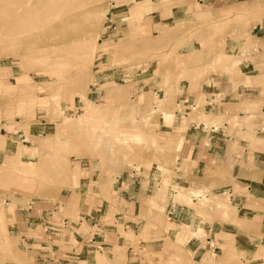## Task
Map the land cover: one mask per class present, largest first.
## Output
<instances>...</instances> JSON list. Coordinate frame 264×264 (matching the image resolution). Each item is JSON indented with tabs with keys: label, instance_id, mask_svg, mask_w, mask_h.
I'll use <instances>...</instances> for the list:
<instances>
[{
	"label": "rangeland",
	"instance_id": "374dc122",
	"mask_svg": "<svg viewBox=\"0 0 264 264\" xmlns=\"http://www.w3.org/2000/svg\"><path fill=\"white\" fill-rule=\"evenodd\" d=\"M263 11L264 0L222 14L205 0H0V264H264V237L232 238L264 200L245 205L247 183L220 172L264 151V110L246 95L210 109L224 90L203 88L264 92L242 64L264 56L251 38ZM219 137L224 163L184 158ZM124 196L138 220L131 207L123 218Z\"/></svg>",
	"mask_w": 264,
	"mask_h": 264
},
{
	"label": "crops",
	"instance_id": "0c3cea01",
	"mask_svg": "<svg viewBox=\"0 0 264 264\" xmlns=\"http://www.w3.org/2000/svg\"><path fill=\"white\" fill-rule=\"evenodd\" d=\"M198 1H202V0H198ZM205 1H208L209 4L213 3V10H214V12H212L213 14L214 13L222 14V13H229V12H237L240 9L245 8V6H248L251 2V0H205ZM258 19L259 20L256 21V23L252 24L251 31L253 34L251 35V38H252V41L255 45H257L259 48H262L261 46H264V11L261 13V15L259 16ZM261 53L263 54V49H260L259 53L253 56L254 60L245 58L242 61L243 66L246 68V70L244 72L245 76H248V75H250V76H262V75H264V56ZM260 54L262 56L259 57ZM250 70L253 72H256V73L255 74H248V71L250 72ZM262 77H264V76H262ZM213 78L214 77L211 78V81ZM221 81H223V78L221 79ZM230 87H231L230 84H227V87H226V84H224V85L221 84L218 86H215L214 84H204L203 88L205 91L206 90L210 91V88H215L216 90L222 89V91L224 90V92L220 93V95H222L220 100H215L216 98H212V96L209 98V96H208L207 97L208 101H206L205 106L206 105L210 106L209 108L211 109V105L216 104L217 108H219V110H222L223 104H225V103L232 104L231 102H233V100L240 99L246 95L244 98L245 103L256 104L259 106L260 110H264V92L262 91V88L259 84H251L250 85V84H247V82H246V83H243V84H240L239 86H237V90H235V91L233 90V88L228 90ZM212 94L215 96V93H212ZM217 94H219V93H217ZM191 99H192V97H191ZM227 101H229V102H227ZM247 101H250V102H247ZM234 103L238 104L237 101H234ZM257 123H258V125H260L261 122L258 121ZM212 126H214V125H212ZM147 138H151L152 140L155 141L156 144H158L155 136L145 135V139L148 141ZM221 140L225 141V139H221V137H219L218 140H215V142L212 140H209V139L207 142V140H206L207 143H204V145H202V150L197 145L193 146L192 148H186L184 150V153H183V154L186 153V156H184V158H187V157L190 158V156H191L192 159H194V160L201 159L206 164H209L208 161H210V160H211L210 162L212 164L213 163L222 164V163H224L225 159L229 158V155H227V152H224L221 149L220 144H217V143H220ZM199 143H201V142L199 141ZM262 145L264 146V144H262ZM247 153L248 152H245V154L243 156H241L242 158H245V161L248 158V155H246ZM259 155L264 156V151H259V152L253 153V159H252L253 165L252 166H247L246 164H245V167L238 166V168H234L233 166H227V167L221 168V170H220V172L223 171V173L226 174L225 179L227 178V176L229 174L232 175L235 171L237 173V176L240 175V177H241L240 181L246 182L248 185V186H246L247 190L249 192H252V195L250 196V198L245 201L246 202L245 205L249 204V205H252L256 208L257 207H263L262 200H264V195L262 194V191L264 192V167H263V164H261V162L259 163V161L255 160V157L259 156ZM230 156H231V158H235L237 160L239 158H241L238 153L236 155L233 153ZM237 160H235V161H237ZM147 162H148V160L146 161V163ZM190 166H191L190 170H192V163ZM159 170L161 172H164V170H162V169H159ZM191 173H192V171L190 172V174ZM250 173H252L253 177L252 178H245L247 176V174H250ZM191 176H192V174H191ZM195 178H197V177H195ZM243 180H247V181H243ZM201 183H202V185L203 184L208 185L210 182H207L206 180H204V177H203V180H201V179L191 180L190 182H188V185H191L190 187L193 188V187H195L196 184L201 185ZM222 186H223V184H222ZM212 189H215V188H212ZM127 193L128 192H125V194H127ZM119 203L125 209V210L123 209L124 210L123 218H125V215H127L129 207H131L130 210H132V203L134 204L135 208L137 207V200L136 199H127L126 196H124V198L121 199ZM83 205L85 207V205H88V204L84 203ZM93 206L94 205L90 206L91 209L88 212H86L87 215L92 216L91 214H94V213H92V211H94ZM108 206H109V204H108ZM243 209L244 208H242L241 210L243 211ZM132 211H133V213H132L133 217H135V219L138 220V216L135 214V209L133 208ZM132 211H130V212H132ZM81 212H83V211H81ZM94 212L99 213V211H94ZM83 213H85V212H83ZM262 213L263 214L261 215V213L259 214L258 211H255L253 209V212L250 216L251 219H249L250 224H248V227H247L249 232L239 233L238 231H236V232L233 231L232 232L233 233L232 238L235 237V240L238 238H240V239L245 238L247 240V238L250 237L253 239H258L261 242V239L264 237V211ZM26 215H29V214H26ZM20 216H22V215H20ZM238 217L242 218L243 216L241 217V215L239 214ZM135 219L128 218L127 220L132 222ZM219 230L223 231V225H220ZM209 242L210 241H206L207 244ZM223 242H224V240H223ZM234 244L238 247L239 243L237 241H234ZM260 245L263 246L262 242ZM200 249L204 250V248H200V247L193 249V251H194L193 258L194 259L198 256ZM204 253H205V251H203L202 254L204 255ZM136 261L137 260H134L133 263H137ZM103 264H106V263H103ZM197 264H199V263H197Z\"/></svg>",
	"mask_w": 264,
	"mask_h": 264
},
{
	"label": "bare ground",
	"instance_id": "6f19581e",
	"mask_svg": "<svg viewBox=\"0 0 264 264\" xmlns=\"http://www.w3.org/2000/svg\"><path fill=\"white\" fill-rule=\"evenodd\" d=\"M26 1H27V0H26ZM62 1H63V0H62ZM79 1H80V0H79ZM51 2H52V1H51ZM92 2H93V1H92ZM60 3H61V2H60ZM64 3H66V2H64ZM90 3H91V2H90ZM94 3H95V2H94ZM51 4H52V3H51ZM61 4H63V3H61ZM79 4H80V3H79ZM51 7H52V6H51ZM51 7H50V8H51ZM61 7H62V6H61ZM85 7H87V6H85ZM87 8H91V6H89V7H87ZM87 8H86V9H87ZM62 9H63V11H64V8H62ZM62 9L60 8L59 10L61 11ZM83 9H84V8H83ZM94 9H96V7H95ZM46 10H49V9H46ZM84 10H85V9H84ZM84 10H83V11H84ZM26 11H27V10H26ZM50 11H51V10H50ZM66 11H67V10L65 9V12H66ZM77 11H78V10H77ZM47 12H48V11H47ZM53 12L55 13L56 11L54 10ZM91 12H92V11H91ZM94 12H95V10H94ZM36 13H37V12H36ZM51 13H52V12H51ZM51 13H50V14H51ZM61 13H62V12H61ZM61 13L59 12V15H61ZM52 14H53V13H52ZM52 14H51V15H52ZM57 14H58V13H57ZM57 14H56V16H57ZM63 14H64V13H63ZM63 14H62V15H63ZM65 14H67V13H65ZM75 14H76V13H75ZM34 15H35V14H34ZM34 15H33V16H34ZM76 15H77V14H76ZM39 16H40V15H39ZM39 16H38V17H39ZM48 16H49V15H48ZM52 16H53V15H52ZM73 16H74V14H73ZM53 17H54V16H53ZM62 17H63V16H62ZM36 18H37V17H36ZM48 18H49V17H48ZM64 18H65V16H64ZM72 18H73V17H72ZM37 19H39V18H37ZM50 19H51V18H50ZM67 19L69 20V18H66V19L62 20L61 22L65 23V24H68L69 22L66 21ZM94 19H95V18H94ZM34 20H35V19H34ZM34 20H33V21H34ZM40 21H41V20H40ZM49 21H51V20H49ZM69 21H70V20H69ZM15 22H16V21H15ZM31 22H32V20H31ZM31 22H30L29 25H31ZM61 22H59L57 25L61 24ZM40 23H41V22H40ZM70 23H71V22H70ZM48 24H49V23H48ZM40 25H41V24H40ZM43 25H44V24H43ZM29 27H31V26H29ZM32 28H33V27H32ZM18 31H19V30H18ZM21 31H22V30H21ZM20 33H21V32H20ZM56 33H57V35L60 34L59 31H56ZM15 36H16V35H15ZM44 37H45V36H44ZM55 37H57V36L55 35ZM53 38H54V36H53ZM22 39H23V38H22ZM16 40H17V39H16ZM69 40H70V39H68L67 41H69ZM89 40H90V39H89ZM1 48H2V47H1ZM65 48H66V47H65ZM28 52H29V51H28ZM25 53H26V52H25ZM47 59H48V58H47ZM74 59H75V58H74ZM64 61H65V60H64ZM61 62H63V61H61ZM58 63H59V62H58ZM68 63H70V62H68ZM68 63H67V64H68ZM72 63H73V62H72ZM75 68H76V67H75ZM155 108H156V107H155ZM163 169H164V168H163ZM163 169H162V170H163ZM173 189H174V188H173ZM175 189H176V188H175ZM175 189H174V190H175ZM176 190H177V189H176ZM174 192H175V191H174ZM177 192H178V191H177ZM178 193H179V192H178ZM191 195H193V194H191ZM193 196H194V195H193ZM196 235H197V234H196Z\"/></svg>",
	"mask_w": 264,
	"mask_h": 264
},
{
	"label": "built area",
	"instance_id": "2783aa9c",
	"mask_svg": "<svg viewBox=\"0 0 264 264\" xmlns=\"http://www.w3.org/2000/svg\"><path fill=\"white\" fill-rule=\"evenodd\" d=\"M193 108H196V105H193ZM56 207H57V206H56ZM46 230H47V228H46L44 231H46ZM209 246H210V247H213V245H211V244H210ZM214 249H216V246L213 247V250H214Z\"/></svg>",
	"mask_w": 264,
	"mask_h": 264
}]
</instances>
